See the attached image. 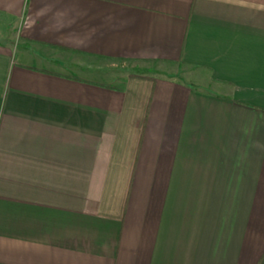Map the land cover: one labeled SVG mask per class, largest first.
<instances>
[{
	"label": "crops",
	"instance_id": "1",
	"mask_svg": "<svg viewBox=\"0 0 264 264\" xmlns=\"http://www.w3.org/2000/svg\"><path fill=\"white\" fill-rule=\"evenodd\" d=\"M0 264H264V0H0Z\"/></svg>",
	"mask_w": 264,
	"mask_h": 264
}]
</instances>
